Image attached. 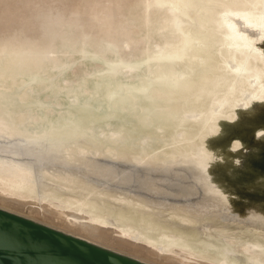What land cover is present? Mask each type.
I'll return each instance as SVG.
<instances>
[{"label": "water", "instance_id": "water-1", "mask_svg": "<svg viewBox=\"0 0 264 264\" xmlns=\"http://www.w3.org/2000/svg\"><path fill=\"white\" fill-rule=\"evenodd\" d=\"M131 1L40 0L2 26L0 180L160 250L264 264L229 241L264 249V0ZM0 264L144 263L0 209Z\"/></svg>", "mask_w": 264, "mask_h": 264}, {"label": "bare ground", "instance_id": "bare-ground-1", "mask_svg": "<svg viewBox=\"0 0 264 264\" xmlns=\"http://www.w3.org/2000/svg\"><path fill=\"white\" fill-rule=\"evenodd\" d=\"M40 0H0V29L5 28L4 24L8 23L9 20L14 15L25 14L28 15L29 20H32L34 14H36V9H32V3H36ZM42 1V0H41ZM44 1V0H43ZM119 0H108L110 3H114ZM140 0H132L131 5H134L136 2ZM146 0H144L145 3ZM143 3L141 0L138 4L140 6ZM143 3V4H144ZM39 5H43L40 3ZM38 5V6H39ZM30 11V12H28ZM140 11L137 12V14ZM136 14V15H137ZM24 15V16H25ZM143 17L142 12L139 14L138 19ZM33 27L28 26L26 30H29V33L32 32ZM0 200H6L7 202L11 200L14 201L13 203L18 202L24 208H31L34 211H37L41 215H45L50 217L55 222H63L65 226L68 227H75L81 228L83 231H96L99 235H105L112 243H120L123 242L144 255L157 259L160 262L167 263V264H228L226 261L220 259V257L216 253H209V252H196V251H188L178 248H167L164 250L158 249V247L154 245L147 244L146 242L136 241L133 239V233L118 229L106 225L99 224L93 220L91 216L86 214L78 213L74 210L67 209L64 205L54 201H43L39 198H35L23 193H17L13 189L9 188L2 180H0ZM0 209L7 211L9 213L24 217L41 225L47 226L49 228L55 229L67 235H71L73 237L85 240L91 244L99 246L101 248L107 249L109 251L115 252L117 254L132 258L144 264H153V262H149L147 258H136L124 253L119 252L118 250H114L110 248V246H104L103 244L99 243L96 240H92L89 238H84L76 233L69 232L60 227L50 226L38 221L35 217H27L16 212L12 211L8 207H5L4 204H0ZM63 225V226H64ZM87 234V233H86ZM230 243L236 245V249L241 253L247 256H255L260 258L264 261V249L260 248L257 245H254L250 242H246L240 238L235 239L232 238L229 240Z\"/></svg>", "mask_w": 264, "mask_h": 264}, {"label": "rangeland", "instance_id": "rangeland-1", "mask_svg": "<svg viewBox=\"0 0 264 264\" xmlns=\"http://www.w3.org/2000/svg\"><path fill=\"white\" fill-rule=\"evenodd\" d=\"M29 78L31 80H34L37 82L39 88H42V86L44 85V82L46 81L49 73H27ZM52 121H55L52 120ZM14 201L11 200L10 201H6V200H0V204H4L5 207H8L9 209H11L12 211L16 212L17 214L23 215V216H27V217H35L38 221H40L41 223L50 225V226H56V227H60L63 228L65 230H68L69 232H73L76 233L80 236H83L84 238H89L92 240H96L99 243L103 244L104 246H110V248L114 249V250H118L121 253L136 257V258H147L149 259V262H153V264H167V263H163L160 262L157 259L148 257L146 255H144L143 253H141L140 251H138L137 249L123 243V242H118V243H112L107 236H103V235H99L98 232L96 231H83V229L81 228H75V227H68L65 226L63 222H55L53 221V219H51L50 217L47 216H43L40 213H38L37 211H34L33 209L29 208H24V206H22L21 204H19L18 202L13 203ZM64 225V226H63ZM87 233V234H86Z\"/></svg>", "mask_w": 264, "mask_h": 264}, {"label": "clouds", "instance_id": "clouds-1", "mask_svg": "<svg viewBox=\"0 0 264 264\" xmlns=\"http://www.w3.org/2000/svg\"><path fill=\"white\" fill-rule=\"evenodd\" d=\"M257 132H264V129H259V130H257ZM261 137H259V136H256V139L257 140H259Z\"/></svg>", "mask_w": 264, "mask_h": 264}]
</instances>
